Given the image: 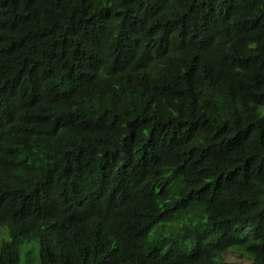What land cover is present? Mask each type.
<instances>
[{
  "label": "trees",
  "instance_id": "trees-1",
  "mask_svg": "<svg viewBox=\"0 0 264 264\" xmlns=\"http://www.w3.org/2000/svg\"><path fill=\"white\" fill-rule=\"evenodd\" d=\"M1 228L0 264H264V0H0Z\"/></svg>",
  "mask_w": 264,
  "mask_h": 264
},
{
  "label": "rangeland",
  "instance_id": "rangeland-1",
  "mask_svg": "<svg viewBox=\"0 0 264 264\" xmlns=\"http://www.w3.org/2000/svg\"><path fill=\"white\" fill-rule=\"evenodd\" d=\"M4 240H8V233L5 228H1L0 229V242ZM28 249H30L31 251H33V253H35L34 255V260H35L37 256V246L31 243L25 244L22 250L24 252ZM224 261L229 264H240L243 262L244 263L248 262L246 259H243L236 250L229 251L228 253H226L224 256Z\"/></svg>",
  "mask_w": 264,
  "mask_h": 264
}]
</instances>
